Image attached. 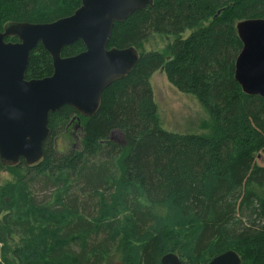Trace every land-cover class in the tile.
I'll return each mask as SVG.
<instances>
[{"label": "trees", "instance_id": "obj_1", "mask_svg": "<svg viewBox=\"0 0 264 264\" xmlns=\"http://www.w3.org/2000/svg\"><path fill=\"white\" fill-rule=\"evenodd\" d=\"M80 4L0 0V29L50 23ZM247 19H264V0H153L115 23L107 49L136 50L153 35L174 40L165 54H138L132 72L103 91L93 117L67 106L49 115L43 160L10 167L16 182L0 188V264H160L168 253L206 264L229 250L241 264H264V166L256 163L264 155V99L234 80L242 47L235 26ZM83 50L78 41L61 55ZM158 70L203 106L210 133L159 125L149 83ZM52 72L38 44L25 78ZM72 116L82 125L81 146L57 154L54 138Z\"/></svg>", "mask_w": 264, "mask_h": 264}, {"label": "water", "instance_id": "obj_2", "mask_svg": "<svg viewBox=\"0 0 264 264\" xmlns=\"http://www.w3.org/2000/svg\"><path fill=\"white\" fill-rule=\"evenodd\" d=\"M153 0H81L68 17L50 23L8 22L0 29V165L15 167L23 161L34 167L43 160L50 114L67 106L84 118L100 108L103 91L124 79L138 63L133 47L109 48L115 23ZM242 44L234 64V80L247 96L264 99V19H247L235 26ZM15 38V42L6 39ZM80 41L84 50L63 57L61 51ZM40 44L52 61V74L27 80L30 52ZM160 264H188L174 253ZM206 264H241L232 250Z\"/></svg>", "mask_w": 264, "mask_h": 264}, {"label": "rangeland", "instance_id": "obj_3", "mask_svg": "<svg viewBox=\"0 0 264 264\" xmlns=\"http://www.w3.org/2000/svg\"><path fill=\"white\" fill-rule=\"evenodd\" d=\"M189 34L190 32L186 31L181 38H187ZM173 40L172 37L153 35L143 42L136 51L139 55L150 52L165 54L167 45L172 43ZM149 83L153 101L156 105L155 115L159 125L164 130L171 133L191 135L210 133L211 119L203 106L193 95L181 93L171 86L167 82L163 70L154 72ZM81 126L78 118L72 116L66 132L54 138L53 150L62 155L72 149H79L81 146V133H79ZM256 163L264 166V155L260 154ZM16 178L17 172L15 169L0 165V188L14 184ZM13 240L15 245L19 244L16 237ZM106 264L117 263L112 258H108Z\"/></svg>", "mask_w": 264, "mask_h": 264}]
</instances>
